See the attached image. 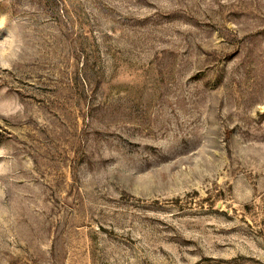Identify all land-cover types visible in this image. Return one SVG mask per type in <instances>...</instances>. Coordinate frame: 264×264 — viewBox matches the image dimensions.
<instances>
[{"label": "rangeland", "instance_id": "rangeland-1", "mask_svg": "<svg viewBox=\"0 0 264 264\" xmlns=\"http://www.w3.org/2000/svg\"><path fill=\"white\" fill-rule=\"evenodd\" d=\"M0 264H264V0H0Z\"/></svg>", "mask_w": 264, "mask_h": 264}]
</instances>
